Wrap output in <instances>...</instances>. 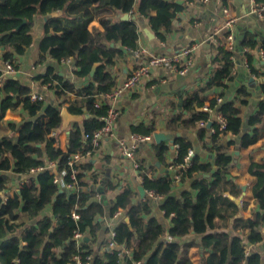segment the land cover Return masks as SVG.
I'll return each instance as SVG.
<instances>
[{"label": "trees", "instance_id": "16d2710c", "mask_svg": "<svg viewBox=\"0 0 264 264\" xmlns=\"http://www.w3.org/2000/svg\"><path fill=\"white\" fill-rule=\"evenodd\" d=\"M255 2L261 4L262 0ZM135 4L140 13L147 11L148 22L160 40L164 39L161 31H169L175 12L182 7L169 0H42L39 4L38 0H0V63L8 62L15 68L14 55L23 54L32 43L31 28L37 13L48 15L52 11H61L62 16H50L44 24V37L39 43L40 59L44 55L58 61L80 58L73 70L74 77L80 79L88 77L94 68L91 82L82 87H76L73 81L56 75L51 68L44 75L37 76L41 85L48 84L47 88L54 91V104L45 100H30L31 90L27 86L15 78H6L0 85V121L6 110L17 108H21L28 119L23 118L18 125L8 124L9 129L16 133L14 145L19 154L16 162H12L4 155L0 141V171H12L23 177L31 168L45 166L49 160L55 163L54 173L66 171L64 179L69 181L70 155L91 151L93 146L89 139H84V135L91 134L101 125L99 117L103 111L94 107V94L112 89L114 80L108 69L122 54V48L136 49V21L115 22L108 15L129 13ZM95 18L102 27L96 36L87 28ZM247 38L243 44L252 46L251 39ZM8 48L13 52H8ZM227 57L225 51L222 68L212 74L204 88L185 95L180 115L170 122L179 121L188 125L205 121L210 113L196 110L205 102L213 111L221 113L226 121L225 129L219 130L213 124L214 132L208 136L209 144L214 146V165L217 167L212 172L213 179L195 177L209 173L212 166L201 163L197 155H192L190 164L180 168L179 172L180 181L191 179L195 195L185 191L179 198L172 196L173 182L168 178L150 179L143 175L142 186L146 191L164 197L159 207L171 219L168 234L172 238L180 240L191 229L200 235L202 248L209 252L206 264H261L260 255L246 253L244 244H257L264 240V162H250L247 168L254 179L251 197L256 210L250 218L235 217L238 210L236 203L223 196L228 190L233 195L238 192L225 178L232 157L225 151L221 139L229 133H239L242 122L240 110L234 102L218 104L216 97L208 99L204 95L224 79L232 78L233 66ZM261 89L264 93V82ZM71 92H75L77 98L65 105V97ZM62 107H66L71 114L83 116L82 127L74 123L70 129L66 151L59 148L57 137L50 134L60 126ZM183 111L188 114L185 119L182 118ZM43 113L48 114L52 122L42 126L35 122L34 117ZM247 123L254 128L252 133L241 136L240 148L256 143L264 135V102ZM207 134L205 127L197 132L199 139ZM174 142L179 147L174 164L183 165V157L192 145L183 138H176ZM167 149L168 146L161 142L157 150L158 158ZM75 168L78 186L82 187L83 165L78 163ZM53 177V172L48 169L30 175L18 185L12 197L4 200L3 191L11 179L0 174V264H72L76 254L91 255V264H191L186 257V249L183 253L179 252L178 242L161 239L165 233L162 224L154 217L145 218L150 213L149 200H135V193L126 189L104 204L92 201L94 193L90 190L60 191L53 183ZM48 206L51 215H42ZM119 208L123 210L124 218L114 227L113 240L120 249L111 248L102 256H92L89 243L78 245L73 240V232L78 230L82 236L90 237V243L94 242L100 228L96 217L104 215L105 211L112 216ZM72 213L78 215L77 220L72 218ZM22 216L30 224L25 225L20 220ZM229 226L241 235L214 232ZM132 239L137 243L135 247L131 246ZM121 248L129 252L120 260Z\"/></svg>", "mask_w": 264, "mask_h": 264}, {"label": "crops", "instance_id": "0c3cea01", "mask_svg": "<svg viewBox=\"0 0 264 264\" xmlns=\"http://www.w3.org/2000/svg\"><path fill=\"white\" fill-rule=\"evenodd\" d=\"M41 1L38 0V4ZM169 1L182 7L175 12L169 31H161L164 35L162 40L152 30L147 19V11L140 13L137 4L129 13L108 15L115 22L128 19L135 20L138 35L136 49L122 48V54L109 67L108 70L114 80V85L110 91L120 87L130 71L147 62L150 54H172L189 45H195L196 49L193 53V62L185 74L180 75L161 67L151 68L150 77L147 81L134 90L123 92L115 101L105 102L118 110L114 124V136L101 139L91 152L88 151L90 154L84 155L81 159L80 163L84 168L82 170L83 185L81 188L94 193L92 201L104 204H107L109 200L114 199L126 189L135 193V200H149L150 213L145 218L154 217L162 224L165 233L161 239L166 242H178L179 252L183 253V250L186 249V257L191 264H206L209 252L202 248L200 235H197L192 229L180 240H176L168 234L171 219L166 217L164 211L159 207L164 197L155 195L152 191H146L142 186V177L145 175L150 179H170L173 182L170 194L174 197H181L185 191L195 195L191 187V179L180 181L179 169L184 166L174 164L176 156H178V150L174 148V144H176L174 141L176 138H183L191 143L192 148L190 150H192L193 155H197L201 163L212 166L209 173L197 174L195 177L213 179L212 172L217 167L214 165V146L209 144L208 136L212 133L213 124H215L210 119L213 118V113L216 111L212 110V114L209 115L210 118L208 117L203 125L201 124L202 121L188 125H183L179 121L170 122L175 116L180 115L182 100L185 95L204 88L212 74L222 68V58L225 51L227 52L224 38L226 33L230 31L234 38V50L231 54L227 53L228 57L229 55L233 57L231 60L232 78L224 79L220 85L208 89L204 95L208 99L216 97L219 99L218 104L234 102L240 110L239 116L242 122L239 133H229L221 139L225 151L232 157L225 178L226 181L233 184L234 190L238 194L233 195L226 188L228 191H225L223 196L236 203L238 210L235 217L250 218L252 216L253 211L256 210V205L251 197L254 179L249 175L247 168L250 162H264V135L256 143L246 148H240L239 145L241 136L245 133H252L254 128L247 123L249 117L255 114L259 110L260 104L264 102V93L261 89L264 82V12L260 15L252 12L254 3L251 0ZM259 3L261 4L255 2L259 6L264 5V0ZM224 9L228 10L226 14L223 12ZM53 13H56L54 17L63 14L61 11H52L48 15L40 13L35 15L34 24L31 28L32 43L23 54L14 55V72L7 77L17 79L31 90L30 93H38L43 96V100L52 104L56 102L54 91L47 88L48 84L41 85L36 79L37 76L44 75L51 68L56 75L73 81L76 87H82L91 82L94 69L91 70L88 77L80 79L73 75V70L80 58L74 57L58 61L44 55L40 59L39 43L44 37L43 27L47 18L53 16ZM125 16H127L126 19H124ZM228 17H233L235 21L230 30H225L224 24ZM87 28L94 36L102 30L97 18L90 21ZM246 36L251 39L252 46L243 44ZM8 52L12 53L13 50L8 48ZM3 65L0 63L1 72ZM76 98L75 92L69 93L65 97V105L73 102ZM206 105L209 106V103L205 102L196 110L204 112L202 108ZM182 115L183 119L188 116L185 111ZM23 118L28 119L21 108L8 109L0 121V141L3 153L12 162H16L19 152L14 145L16 133L9 129L8 124L18 125ZM34 120L42 126L52 122L50 116L45 113L35 116ZM81 121L74 123H78L81 128ZM209 122L211 125H208ZM74 123L69 124L68 130H61L59 126L50 133L57 137L58 146L62 151L67 149L69 132ZM201 127H205L206 134H208L199 139L197 132ZM130 133L152 136L150 142L139 146L135 151L133 161L137 163V168L133 166L132 160L124 158L119 152L118 140L126 138ZM229 141L232 143L228 144ZM161 142L166 144L168 149L161 158H158L157 150ZM0 174L7 175L11 179L7 184V189L3 191V199L6 200L13 196L22 177L12 171H0ZM119 210L122 211L121 215L115 217L114 214ZM123 214V210L119 208L112 216L105 211L104 215L96 217V222L99 223L100 228L97 231L95 241L90 243V237L82 236V240L83 237L88 238L86 242L89 243L92 256H102L108 249L117 247L116 244L114 247H109L107 243L116 224L124 218ZM42 215H51L50 206L42 212ZM20 218L26 223L25 225L30 224L25 217ZM231 223L230 221L229 224L231 225ZM214 232L218 234L228 233L231 236L241 235L240 232L233 231L230 226ZM136 244V241L132 239L131 246L135 247ZM244 248L246 253H258L261 257V264L263 263L264 240L257 244L245 243ZM122 250L125 248H121L120 260L124 255ZM132 264L141 263L134 262Z\"/></svg>", "mask_w": 264, "mask_h": 264}, {"label": "built area", "instance_id": "2783aa9c", "mask_svg": "<svg viewBox=\"0 0 264 264\" xmlns=\"http://www.w3.org/2000/svg\"><path fill=\"white\" fill-rule=\"evenodd\" d=\"M202 1H206V0H202ZM251 2L254 3L252 12L259 15L264 12V5L259 6L255 4V0H251ZM227 11L228 10L224 9L223 10L224 14H226ZM234 21L235 19L233 17H228L225 20L224 29L230 30ZM214 41L216 40L214 39ZM224 41H225L224 45L227 52L231 54V52L234 50V38H233V34H231L230 31L226 33ZM195 49H196L195 45H189L187 47H183L178 52L172 54H150L148 55L146 63L140 64L136 68L130 71V73L126 76L123 84L120 87L115 88L110 92L94 94V107L100 108L103 111V113L99 117L101 125L91 134H85L84 139H89L92 146L96 147L101 139L113 137L114 124L118 116V110L113 105H109L108 103L105 102H113L117 98H119L123 92L134 90L136 87L140 86L143 82L147 81L150 77L151 68L161 67L174 71L180 75L185 74L193 62V53ZM228 59L233 60L232 55H229ZM13 72H14V66L11 63L5 62L0 75V85H2L4 80L8 77V75H10ZM29 98L32 101L43 100V96L38 93H30ZM218 100L219 99H217V101ZM202 110L204 112H209L212 114L213 109L206 105L202 108ZM210 120L212 121V123H215V125L219 130L225 129L226 121L224 117L221 115V113L219 112L213 113V118ZM204 123L205 121L201 122L202 125ZM212 132H214V129H212ZM151 140H152L151 135H140L137 133H130L126 138H121L118 140L119 152L124 158L132 160L133 166L137 168V163L133 161L135 156V151L139 146L148 143ZM174 148L178 150V145L174 144ZM90 152L86 151L84 154H81L80 152H76L70 155L68 159V165L71 168V171L69 173V181L64 179V175L66 174V171H62L59 174L56 172L54 173L55 163L48 160L45 166H37L31 168L25 174V176L21 178L19 184L25 182L30 175L48 169L50 172H53L54 174L53 183H55L58 186L60 191H67V192L76 191L78 188L81 187H79L77 183V179H76L77 169L75 168V166L78 163H80L84 155H88L90 154ZM192 155H193L192 150H188L187 154L183 157V166H187L189 164ZM121 213L122 211L119 210L117 211V213L114 214V216L116 217L118 215H121ZM71 216L75 220L78 219V215L76 213H72ZM72 237L77 244H80L82 242V234L79 231L75 230L73 232ZM113 237H114V232L112 231L111 238L108 241L109 247L115 246ZM122 252L124 254H127L128 250L125 249L122 250ZM91 260H92L91 255L81 256L80 254H76L73 256L72 264H91Z\"/></svg>", "mask_w": 264, "mask_h": 264}, {"label": "water", "instance_id": "95a60500", "mask_svg": "<svg viewBox=\"0 0 264 264\" xmlns=\"http://www.w3.org/2000/svg\"><path fill=\"white\" fill-rule=\"evenodd\" d=\"M53 16H56V13L52 14ZM127 16L124 17L126 19ZM60 118H61V123H60V129L61 130H68L69 124L74 123V122H79L82 120V115H75L71 114L68 112V110L65 107H62L60 110ZM208 125H211V122L208 123ZM157 138V135H155ZM87 237H83L82 242L85 243L87 241Z\"/></svg>", "mask_w": 264, "mask_h": 264}, {"label": "rangeland", "instance_id": "374dc122", "mask_svg": "<svg viewBox=\"0 0 264 264\" xmlns=\"http://www.w3.org/2000/svg\"><path fill=\"white\" fill-rule=\"evenodd\" d=\"M144 63H146V62H144ZM137 150V149H136Z\"/></svg>", "mask_w": 264, "mask_h": 264}]
</instances>
